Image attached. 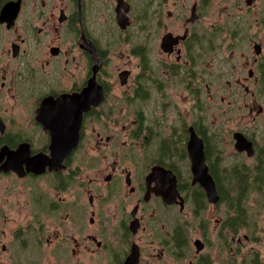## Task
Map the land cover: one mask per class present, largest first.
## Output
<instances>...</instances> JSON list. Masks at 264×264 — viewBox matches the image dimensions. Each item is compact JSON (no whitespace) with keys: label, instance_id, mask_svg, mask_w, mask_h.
Listing matches in <instances>:
<instances>
[{"label":"flooded vegetation","instance_id":"af4514ba","mask_svg":"<svg viewBox=\"0 0 264 264\" xmlns=\"http://www.w3.org/2000/svg\"><path fill=\"white\" fill-rule=\"evenodd\" d=\"M252 191L264 0H0V264H264Z\"/></svg>","mask_w":264,"mask_h":264},{"label":"rangeland","instance_id":"374dc122","mask_svg":"<svg viewBox=\"0 0 264 264\" xmlns=\"http://www.w3.org/2000/svg\"><path fill=\"white\" fill-rule=\"evenodd\" d=\"M255 194H256L255 191H252V194H250L251 195V199H250V201L248 203V208L253 210V211H255V212L259 211L260 215H259V217L258 216H256V217L255 216H251L253 223L256 222V226H258L257 229H256V234L253 235V236H250L251 238H256L257 236L259 237L260 228H262V226L264 225V201L261 200L262 201V206H259L258 202L256 201V199H257L256 197H258V196H256ZM242 235H243L242 231H240L238 234L234 235L236 237L233 240V243H232V247H233L234 251L240 250L241 253L242 252L246 253L247 249H249L251 247H255V248L258 247V242L257 243H253V242H251V240L245 242L244 239L242 238ZM262 236H264V234ZM237 239H240L239 243H237ZM240 256H238V259H240Z\"/></svg>","mask_w":264,"mask_h":264},{"label":"water","instance_id":"95a60500","mask_svg":"<svg viewBox=\"0 0 264 264\" xmlns=\"http://www.w3.org/2000/svg\"><path fill=\"white\" fill-rule=\"evenodd\" d=\"M241 139L240 138H237V140H236L237 142L235 144V147H236V149L238 151H242V150L245 149V147H244L243 142H242ZM204 187H205V189H206V191L208 193L209 200L212 199L211 201H215L217 198H215L216 195H215V192H214L213 187L212 186H208V185H204Z\"/></svg>","mask_w":264,"mask_h":264},{"label":"trees","instance_id":"16d2710c","mask_svg":"<svg viewBox=\"0 0 264 264\" xmlns=\"http://www.w3.org/2000/svg\"><path fill=\"white\" fill-rule=\"evenodd\" d=\"M238 207L241 206V201H238L237 203H235ZM240 210H242L240 207H239ZM238 210V211H240ZM239 217H240V214L237 215V218H234V224H239Z\"/></svg>","mask_w":264,"mask_h":264},{"label":"bare ground","instance_id":"6f19581e","mask_svg":"<svg viewBox=\"0 0 264 264\" xmlns=\"http://www.w3.org/2000/svg\"><path fill=\"white\" fill-rule=\"evenodd\" d=\"M56 158L55 157H53V160L52 161H54ZM57 161V160H56ZM197 179H198V177H197Z\"/></svg>","mask_w":264,"mask_h":264}]
</instances>
